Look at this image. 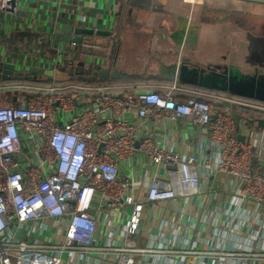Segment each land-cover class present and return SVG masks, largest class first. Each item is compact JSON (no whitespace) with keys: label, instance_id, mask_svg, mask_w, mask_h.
<instances>
[{"label":"built area","instance_id":"obj_1","mask_svg":"<svg viewBox=\"0 0 264 264\" xmlns=\"http://www.w3.org/2000/svg\"><path fill=\"white\" fill-rule=\"evenodd\" d=\"M13 1L0 0V10ZM184 49L182 43L178 61ZM32 83L0 82V91L15 89L11 96L0 93V264H64L65 254L91 256L98 264H138L141 255L170 253L136 246L141 220L151 207L200 195L201 173L229 178L241 200L264 203L262 118L234 109L264 113L263 103L177 82L123 94L114 83ZM178 93L215 103L179 101ZM218 102L240 117L235 121ZM178 119L207 132V157L182 155L149 131L151 125L165 131ZM237 125L249 127L250 136L260 133L261 141L243 140ZM123 161L152 174L141 199L119 176ZM105 210L118 219L102 222Z\"/></svg>","mask_w":264,"mask_h":264},{"label":"crops","instance_id":"obj_2","mask_svg":"<svg viewBox=\"0 0 264 264\" xmlns=\"http://www.w3.org/2000/svg\"><path fill=\"white\" fill-rule=\"evenodd\" d=\"M186 12L192 16V10L181 0H16L12 8L0 10V29L4 32L0 35V58L4 57L18 68L36 66L42 60L32 51L39 53L46 46L38 44L36 37L20 35L18 31L47 33L70 24L93 30H110L112 37L120 40V50L111 63L126 72H141L145 68L150 72L159 61L177 63V50L159 48L175 55L170 60L161 57L151 60L146 55L142 58L141 52L135 54L136 59L128 60L122 53V37L130 39L135 51L140 44L148 51L152 45L171 47L172 41L179 45L190 42L188 34L196 29ZM14 35L17 36L14 44H19L20 50L6 44ZM45 40L46 36L42 42L47 43ZM192 42L195 44L194 39ZM193 50L194 47L183 55L194 63H211L196 56ZM123 83L114 84L118 94L135 91L137 87ZM217 100L223 103L222 97ZM217 107L234 112L221 103ZM237 127V134L243 140L261 141L260 133L250 136L249 127ZM258 127L264 128V123H259ZM149 131L154 138L166 137L182 155L207 157V132L200 126L188 127L183 119H178L169 123L165 131L156 125H151ZM200 175L203 182L200 195L176 199L146 210L136 246L171 252L141 255L138 264H264V203L241 200L236 182L229 178L213 173ZM119 176L129 182L127 188H133L139 199L146 193L152 178L151 173H143L129 161L119 165ZM117 217V213L110 214L108 210L101 214L105 223L116 221ZM110 235L117 245L122 244L119 234L111 232ZM63 261L64 264H98L95 258L78 254H65Z\"/></svg>","mask_w":264,"mask_h":264},{"label":"water","instance_id":"obj_3","mask_svg":"<svg viewBox=\"0 0 264 264\" xmlns=\"http://www.w3.org/2000/svg\"><path fill=\"white\" fill-rule=\"evenodd\" d=\"M223 1L264 6V0ZM14 4L15 1L11 2L10 8ZM18 34L36 37L38 44L46 46L39 53L36 50L32 51L42 61L36 66L18 68L1 57L0 82L31 81L53 84L56 73L59 72L66 74L71 80L90 83L177 82L264 104V73L244 75L236 67L194 63L185 55L177 63L159 61L154 71L149 72L145 68L141 72H126L112 64L110 55L106 54L105 48L113 39L110 30H93L64 24L47 33L19 30ZM0 35H4L1 29ZM45 36L47 43L42 42ZM89 58L92 60H88ZM168 106L172 107V104ZM231 115L235 121L240 117L236 112H232Z\"/></svg>","mask_w":264,"mask_h":264},{"label":"rangeland","instance_id":"obj_4","mask_svg":"<svg viewBox=\"0 0 264 264\" xmlns=\"http://www.w3.org/2000/svg\"><path fill=\"white\" fill-rule=\"evenodd\" d=\"M181 2H185L192 10V16L188 12L186 13L190 15L189 17L192 19L194 28L196 29V33L193 31V33L189 32L188 34L190 42H185V44L183 42L185 49L182 52V56L186 50L190 51L194 47L193 51L196 56L204 60L206 59L211 63L236 67L244 75L264 73V6L223 0H200L195 3H191L190 0H181ZM122 39V53L128 60L136 59L135 54L137 52H141L142 58L146 55L148 57L147 59L150 58L151 60L158 59L159 57L170 60L175 55L165 53L159 50V48L166 49V51L174 48L178 51L182 46V44L180 46L172 41V48L162 46L159 43L160 46L156 44L157 46L153 47L152 45L148 47L147 51L140 44L138 47L136 46L135 51L133 44L130 43L129 37V40H127V37H122ZM193 39L195 40V44L192 42ZM11 45L15 46L16 50H20L19 44L18 46L13 43ZM105 49L106 54H109L113 61L120 50L119 38L113 37L112 42ZM142 50L144 53H142ZM69 80L71 79L66 74L57 72L53 85H41L44 88H48L49 86L65 84ZM123 84H135L137 86L135 90L142 91L149 89L153 81ZM27 85L35 84L21 82L15 83L13 86ZM258 107L260 108V105ZM226 108L233 109L231 106H226ZM261 108L264 107L262 106Z\"/></svg>","mask_w":264,"mask_h":264},{"label":"trees","instance_id":"obj_5","mask_svg":"<svg viewBox=\"0 0 264 264\" xmlns=\"http://www.w3.org/2000/svg\"><path fill=\"white\" fill-rule=\"evenodd\" d=\"M16 37L17 36L14 35V37H12L13 39L8 41V42H6V44H8V45H11L12 43L14 44L15 40H16ZM5 83L6 84H12V83H21V82L20 81H5ZM25 83H31V81H25ZM127 83H131V82H127ZM153 83H160V82L153 81ZM114 84H116V83H114ZM185 88L192 89V90H198V91H204L203 89L190 87V86H185ZM14 90L15 89H13V90H2V91H0V93L1 94H5V96H11V91H14ZM215 94H217V93H215ZM176 99L179 100V101H186V100L194 99V100L207 102L209 104H214L215 103L209 98H206V97H203V96H198V95H195V94H190V93H178V94H176ZM217 104H220V103H217ZM234 109L237 110V111L243 112L244 114L250 113V115L259 116V117L262 118L260 120V124L264 123V113L263 112L251 113V112L245 111L243 109H240L238 107H235Z\"/></svg>","mask_w":264,"mask_h":264},{"label":"bare ground","instance_id":"obj_6","mask_svg":"<svg viewBox=\"0 0 264 264\" xmlns=\"http://www.w3.org/2000/svg\"><path fill=\"white\" fill-rule=\"evenodd\" d=\"M191 2H196V1H200V0H190Z\"/></svg>","mask_w":264,"mask_h":264}]
</instances>
